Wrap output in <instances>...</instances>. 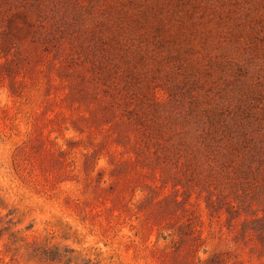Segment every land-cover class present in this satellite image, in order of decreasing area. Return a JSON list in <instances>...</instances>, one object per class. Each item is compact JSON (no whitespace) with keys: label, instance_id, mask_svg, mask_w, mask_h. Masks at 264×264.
I'll return each instance as SVG.
<instances>
[{"label":"rangeland","instance_id":"rangeland-1","mask_svg":"<svg viewBox=\"0 0 264 264\" xmlns=\"http://www.w3.org/2000/svg\"><path fill=\"white\" fill-rule=\"evenodd\" d=\"M0 11L1 210L17 228L70 225L81 243H64L107 264H264V0ZM0 234V264H52Z\"/></svg>","mask_w":264,"mask_h":264},{"label":"trees","instance_id":"trees-1","mask_svg":"<svg viewBox=\"0 0 264 264\" xmlns=\"http://www.w3.org/2000/svg\"><path fill=\"white\" fill-rule=\"evenodd\" d=\"M7 0H5L6 2ZM39 6L37 5V9ZM3 9H1L2 11ZM0 11V12H1ZM3 17L0 15V19ZM2 21H0L1 23ZM48 25L52 26L54 24V21L49 23V20H47ZM48 25L46 23H43V21H39V26L42 30L40 32H46L49 36L48 31ZM8 29L4 30V32L15 35L13 32L12 22L8 21ZM10 28V29H9ZM14 37V36H13ZM83 52V51H82ZM81 51H78L79 57L84 56ZM86 56V55H85ZM73 58V53H72ZM85 59L87 58L84 57ZM92 60V68L95 74H97L98 71H96V68L101 72V77L103 78L105 75L108 74L110 71V62L108 61L105 54L99 56H95L94 58L90 59ZM115 64V63H114ZM112 67V66H111ZM109 69V70H108ZM117 71V67H116ZM125 77V73H122ZM108 76V75H107ZM116 76H114L110 81L114 84L116 83V80L114 79ZM127 77V76H126ZM125 77V78H126ZM108 81V82H110ZM127 82V80H125ZM126 86L127 83H125ZM129 88V86H128ZM0 231H3V234L6 235L4 248L9 249L11 245H15L16 247H21L25 245H30L33 247H39V249L42 247L43 250H52V253L47 255V260L50 261L52 264H107L106 258L102 256V252L99 251L95 253V256H91V254L84 250V249H78L68 243H64L65 240L70 239L71 237H74L73 240H76L78 243H81V240L77 238L76 232H71L72 226H67L66 229L63 231L64 233L59 237L56 236L54 232H49L47 236L41 237L38 235H28L23 233V230L20 228H17V223L20 222L18 220H15V217H10L12 215V212L9 211L6 214L2 213L1 208L3 206L5 207V198L0 194ZM30 227H28L29 229ZM0 236H2L0 234ZM59 238V240H58ZM48 254V253H45ZM52 255V256H50ZM112 263V260L109 261ZM113 264V263H112Z\"/></svg>","mask_w":264,"mask_h":264}]
</instances>
